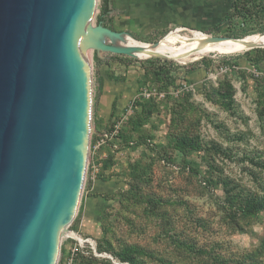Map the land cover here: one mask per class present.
<instances>
[{"label": "rangeland", "instance_id": "1", "mask_svg": "<svg viewBox=\"0 0 264 264\" xmlns=\"http://www.w3.org/2000/svg\"><path fill=\"white\" fill-rule=\"evenodd\" d=\"M101 5L99 0L93 26ZM121 5L111 0L101 23L143 43L170 31L168 36L178 31L191 39L197 31L264 34V15L236 18L230 28L215 22L154 29L161 24L159 13L151 17L145 9ZM256 48L264 50L191 53L177 42L149 58L89 50L91 139L84 190L58 264H119L115 255L127 251L141 264H264V107L257 91L263 89L257 80L264 78V53H252L258 62L246 56ZM152 58L173 70L172 83L156 78L147 61ZM190 125L194 145L184 154L176 134ZM129 182L139 186L130 188ZM89 196L106 234L93 236L81 227ZM232 205L254 211L242 210L236 226ZM99 245L115 255L100 252Z\"/></svg>", "mask_w": 264, "mask_h": 264}, {"label": "water", "instance_id": "2", "mask_svg": "<svg viewBox=\"0 0 264 264\" xmlns=\"http://www.w3.org/2000/svg\"><path fill=\"white\" fill-rule=\"evenodd\" d=\"M98 2L0 0V264H58L78 215L91 139L88 50L137 57L107 41L123 32L93 26Z\"/></svg>", "mask_w": 264, "mask_h": 264}, {"label": "trees", "instance_id": "3", "mask_svg": "<svg viewBox=\"0 0 264 264\" xmlns=\"http://www.w3.org/2000/svg\"><path fill=\"white\" fill-rule=\"evenodd\" d=\"M110 3H111V0H102V5H101L102 10H101V14L98 17V23H101L104 19V16L110 12V9H109ZM231 5L232 6H231L230 11L219 21L220 24L228 23L229 28L231 27V24H233V21L236 18H241V19L246 20L249 18H255V17H258V16L260 17V16L264 15V0H232ZM108 26L110 28L114 29L112 25H108ZM259 32L263 33L264 28H262ZM168 34H166L164 37H162L159 41L163 40ZM249 34H252L251 30L243 29V30H241L240 33H234V32L231 33V37H235L238 39L240 37L247 38V37H249ZM132 37L136 40L141 41L140 39H137L134 36H132ZM149 43H151V42H149ZM125 48H129V47H125ZM131 52H132V54H134L138 58H149V57H145V56L140 55L139 53L135 52L132 49H131ZM252 53H254L255 55H258L260 53H264V50H262L260 48H256V49H252V50H249L246 52V56H247V59L249 61L258 62V58L252 57ZM151 57H153V56H151ZM158 60H160V59L159 58H157V59L152 58V59L147 60L149 63L153 64L152 71H153L154 75L156 76V78H162L163 80L167 81L169 84L172 83V81L175 79V76L172 74L173 70L170 67H167L165 64L158 63ZM257 83H258V85H261V84L263 85V89L257 90V91H258L259 103L262 104V107H264V78L257 80ZM232 92H233V90H232ZM146 112L151 113V110L148 109V110H146ZM137 117L143 118L140 115ZM191 128H192L191 125L186 126L185 128H183V127L179 128V130L177 131V134H176L177 145L179 146L181 151L184 152V154H186L188 152V150L191 149L194 145L193 144L194 133L191 130ZM129 185H130V188H134V187L139 186V183L134 184L132 182H129ZM94 196L95 197H98V196L104 197V195H102V194L94 195ZM234 208H236L237 210H234ZM242 210L246 214H251L254 211L252 208H243V207H238V206L232 205L230 211H232V213H233V218H234L233 221H234V224L236 226L241 225L237 215H240L239 213ZM100 227H101L102 233H105L106 231L104 229V223L102 221H100ZM98 250L100 252H102V251L110 252L111 254L115 255L109 249L105 250L100 245L98 247ZM115 256L117 258H119L121 260V262L123 261V262H126L128 264H141L136 260L135 256L130 251L125 252L124 255H121V256L115 255ZM251 257H253V256H251Z\"/></svg>", "mask_w": 264, "mask_h": 264}, {"label": "crops", "instance_id": "4", "mask_svg": "<svg viewBox=\"0 0 264 264\" xmlns=\"http://www.w3.org/2000/svg\"><path fill=\"white\" fill-rule=\"evenodd\" d=\"M129 4L130 7L138 8L141 12L145 9V14L154 15L159 13L160 23L154 29H159L162 23H172L183 26L205 27L215 22H219L231 9L232 0H117L118 3ZM153 6H150L149 3ZM183 27H178L180 29ZM93 197L89 196L85 200L81 227L98 236L101 227L98 222L99 214L93 208ZM93 220V222H92ZM92 223H91V222Z\"/></svg>", "mask_w": 264, "mask_h": 264}, {"label": "bare ground", "instance_id": "5", "mask_svg": "<svg viewBox=\"0 0 264 264\" xmlns=\"http://www.w3.org/2000/svg\"><path fill=\"white\" fill-rule=\"evenodd\" d=\"M209 37L210 35H206L202 32L197 31L194 32V38L191 39L187 36H183L177 31L172 36L167 35L163 40L160 41L159 45L156 47H154L153 44L143 43L139 40H136L131 35H126L125 33L121 38H115L113 40L115 42H121L124 46L131 48L135 52L145 57H150L151 55L158 53L177 42H180L182 45L187 46V49L191 53H206L218 47L228 51L236 52L245 48H250L251 46H264V34H256L243 39H224L217 42H209Z\"/></svg>", "mask_w": 264, "mask_h": 264}, {"label": "built area", "instance_id": "6", "mask_svg": "<svg viewBox=\"0 0 264 264\" xmlns=\"http://www.w3.org/2000/svg\"><path fill=\"white\" fill-rule=\"evenodd\" d=\"M148 95H150V94H148ZM117 131H118V125L116 126V129L113 132H111V137H113L114 133L117 132Z\"/></svg>", "mask_w": 264, "mask_h": 264}]
</instances>
